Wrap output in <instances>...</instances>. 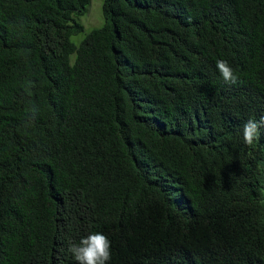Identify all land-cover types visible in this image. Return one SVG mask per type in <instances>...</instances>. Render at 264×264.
Listing matches in <instances>:
<instances>
[{"label":"trees","instance_id":"1","mask_svg":"<svg viewBox=\"0 0 264 264\" xmlns=\"http://www.w3.org/2000/svg\"><path fill=\"white\" fill-rule=\"evenodd\" d=\"M89 3L0 0V264H264V0Z\"/></svg>","mask_w":264,"mask_h":264},{"label":"clouds","instance_id":"2","mask_svg":"<svg viewBox=\"0 0 264 264\" xmlns=\"http://www.w3.org/2000/svg\"><path fill=\"white\" fill-rule=\"evenodd\" d=\"M216 67L225 83L234 85L238 82L237 75L226 60L218 59ZM261 128H264V116L259 120L249 119L244 123V143L251 145L258 138ZM67 251L76 264H108L111 260V242L102 232H91L81 237L78 242H70Z\"/></svg>","mask_w":264,"mask_h":264},{"label":"rangeland","instance_id":"3","mask_svg":"<svg viewBox=\"0 0 264 264\" xmlns=\"http://www.w3.org/2000/svg\"><path fill=\"white\" fill-rule=\"evenodd\" d=\"M102 2L103 0H90L88 10L79 17V21L82 23L84 30L72 36V41L75 44H78L90 29L99 27L103 24Z\"/></svg>","mask_w":264,"mask_h":264}]
</instances>
